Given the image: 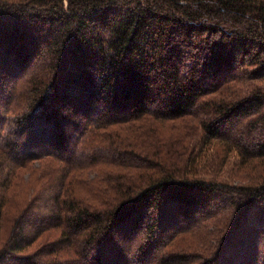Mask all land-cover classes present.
I'll return each instance as SVG.
<instances>
[{
	"label": "trees",
	"instance_id": "trees-1",
	"mask_svg": "<svg viewBox=\"0 0 264 264\" xmlns=\"http://www.w3.org/2000/svg\"><path fill=\"white\" fill-rule=\"evenodd\" d=\"M5 93L0 264H264V0H0Z\"/></svg>",
	"mask_w": 264,
	"mask_h": 264
},
{
	"label": "rangeland",
	"instance_id": "rangeland-1",
	"mask_svg": "<svg viewBox=\"0 0 264 264\" xmlns=\"http://www.w3.org/2000/svg\"><path fill=\"white\" fill-rule=\"evenodd\" d=\"M43 56V55H42ZM40 62H41V64L42 65H40V66H38L37 68L39 69V71L40 72H43V71H45V65H46V62H45V60H44V58L42 57V58H37ZM42 60V61H41ZM9 89L10 88H8L7 89V94H8V91H9ZM5 97H6V93H5V95H3V96H1L0 95V104H1V106L2 105H5ZM3 103V104H2ZM0 106V110L2 109V107ZM2 112H3V110H2ZM188 128V133H189V135L190 134H192V131H191V128H189V127H187ZM186 139H188L187 137H186ZM32 145V147L33 146H36L35 144H31ZM219 145V144H218ZM201 146L203 147V148H206L205 146H203V144L201 143ZM197 147H198V152L200 151L201 153H205L207 156H205V158L204 157H202V161L201 162H205V164H204V168L205 169H207L212 175H214V176H216L217 178H221V177H223V176H225L226 178H228V180L229 181H235L234 179H236V177H234V175H235V171H236V169H238V165H237V163H236V161H237V156L236 155H232L230 158V160H229V162L228 163H226L225 165H223L222 166V157H223V153H221V154H216L215 152H214V150H212L211 148H209V150L207 151V152H205L203 149H202V147H200V144H198L197 145ZM202 149V150H201ZM217 149H220V146L217 148ZM39 161H34L33 163H32V165H34V166H38L39 165V163H38ZM0 165H1V163H0ZM56 165H53V167H55ZM222 166V167H221ZM41 168H42V170H41V172H45V166L43 167V166H41ZM34 178H37V172H35V173H33V174H28L27 172L24 174V176H23V180L25 181V182H29V183H33V181H34ZM43 193H44V195H45V191H44V189H43ZM44 195L42 194L41 195V205L42 204H44ZM43 206V205H42ZM45 206H47V205H45ZM44 206V207H45ZM42 211H43V208L42 207H40V209L39 210H35V215L37 216V215H39V214H41L42 213ZM254 217V215H252L250 218H251V220H248V221H246V223H244V225H242L243 227H241L243 230L246 228L247 230H251L252 229V226L254 227H256V229H257V226L259 225V223H258V221L257 220H255V218L254 219H252ZM36 217L35 216H32V221L30 222V224H32L33 226L35 225V223L37 222V218L35 219ZM4 227V229H3V233L1 234V238H0V244L1 243H3L6 239H7V237H8V224L6 223L5 224V226H3ZM140 233H141V231H140ZM244 235H246V233L244 232ZM257 242L258 241H261V245H262V249H264L263 247H264V235H261L259 238H257V240H256ZM249 246V245H248ZM243 252V247L242 246H240V245H237V247H236V249H235V251L231 254L232 255V258L233 259H236V257H238V255L239 254H241ZM260 253L263 255V253H264V250H262V251H260ZM259 255V260H261V258H262V255ZM230 255V256H231Z\"/></svg>",
	"mask_w": 264,
	"mask_h": 264
}]
</instances>
